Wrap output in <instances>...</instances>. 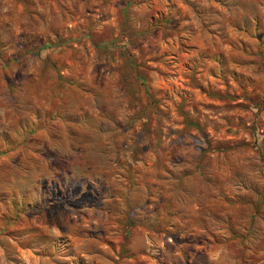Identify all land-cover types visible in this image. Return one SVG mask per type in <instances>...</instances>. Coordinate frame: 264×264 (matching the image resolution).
Wrapping results in <instances>:
<instances>
[{
	"label": "rangeland",
	"instance_id": "374dc122",
	"mask_svg": "<svg viewBox=\"0 0 264 264\" xmlns=\"http://www.w3.org/2000/svg\"><path fill=\"white\" fill-rule=\"evenodd\" d=\"M0 264H264V0H0Z\"/></svg>",
	"mask_w": 264,
	"mask_h": 264
},
{
	"label": "trees",
	"instance_id": "16d2710c",
	"mask_svg": "<svg viewBox=\"0 0 264 264\" xmlns=\"http://www.w3.org/2000/svg\"><path fill=\"white\" fill-rule=\"evenodd\" d=\"M142 84H143V81H142ZM188 124H189L190 126H194V127L198 128L195 124H193V123H191V122H189Z\"/></svg>",
	"mask_w": 264,
	"mask_h": 264
}]
</instances>
